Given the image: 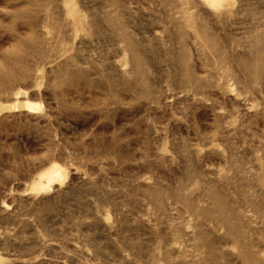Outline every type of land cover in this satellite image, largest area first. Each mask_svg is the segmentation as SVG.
<instances>
[{"label":"rangeland","instance_id":"obj_1","mask_svg":"<svg viewBox=\"0 0 264 264\" xmlns=\"http://www.w3.org/2000/svg\"><path fill=\"white\" fill-rule=\"evenodd\" d=\"M0 264H264V0H0Z\"/></svg>","mask_w":264,"mask_h":264},{"label":"trees","instance_id":"obj_2","mask_svg":"<svg viewBox=\"0 0 264 264\" xmlns=\"http://www.w3.org/2000/svg\"><path fill=\"white\" fill-rule=\"evenodd\" d=\"M18 176H21V177H23L22 175H18Z\"/></svg>","mask_w":264,"mask_h":264},{"label":"bare ground","instance_id":"obj_3","mask_svg":"<svg viewBox=\"0 0 264 264\" xmlns=\"http://www.w3.org/2000/svg\"><path fill=\"white\" fill-rule=\"evenodd\" d=\"M28 108H31L30 106H28Z\"/></svg>","mask_w":264,"mask_h":264}]
</instances>
